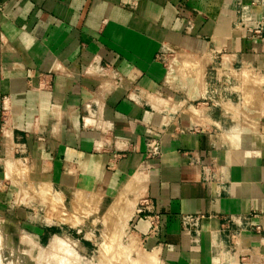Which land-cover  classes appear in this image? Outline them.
Returning a JSON list of instances; mask_svg holds the SVG:
<instances>
[{
  "label": "crops",
  "instance_id": "0c3cea01",
  "mask_svg": "<svg viewBox=\"0 0 264 264\" xmlns=\"http://www.w3.org/2000/svg\"><path fill=\"white\" fill-rule=\"evenodd\" d=\"M262 19L264 0H0V214L23 218L22 184L128 189L160 263L264 264ZM241 100L254 127L223 113Z\"/></svg>",
  "mask_w": 264,
  "mask_h": 264
},
{
  "label": "rangeland",
  "instance_id": "374dc122",
  "mask_svg": "<svg viewBox=\"0 0 264 264\" xmlns=\"http://www.w3.org/2000/svg\"><path fill=\"white\" fill-rule=\"evenodd\" d=\"M174 55L176 73L182 55ZM20 194L23 218L0 214V264H162L132 225L143 198L128 189L83 193L34 183Z\"/></svg>",
  "mask_w": 264,
  "mask_h": 264
},
{
  "label": "built area",
  "instance_id": "2783aa9c",
  "mask_svg": "<svg viewBox=\"0 0 264 264\" xmlns=\"http://www.w3.org/2000/svg\"><path fill=\"white\" fill-rule=\"evenodd\" d=\"M252 32L254 34H261L264 32V19H262L256 24ZM223 113H225L226 115L230 117H234L237 121L245 125H248L250 127H254L256 124L255 121L251 119L252 118L251 115L254 114V110H252L247 104L243 103L242 100L241 102L237 103V105L235 106L224 107ZM156 149L157 147L155 146L153 150L155 151ZM141 203L142 204L135 211L132 225L135 223L134 222L135 220H143L148 225L149 231L151 232L156 231L158 228L159 219H160L159 213L155 211L154 213L144 215V212L147 210V206H148L147 199L144 198ZM184 219L186 220L187 223H190V224H193V223L195 224L197 220V218H192L191 216H186ZM134 228H135V225H134Z\"/></svg>",
  "mask_w": 264,
  "mask_h": 264
},
{
  "label": "bare ground",
  "instance_id": "6f19581e",
  "mask_svg": "<svg viewBox=\"0 0 264 264\" xmlns=\"http://www.w3.org/2000/svg\"><path fill=\"white\" fill-rule=\"evenodd\" d=\"M44 190H45V191H47V193H48V194H50V195H52V194H53V192H52V193H50V192H49V190H47L46 188H44ZM44 195H45V194H44ZM53 195H54V194H53ZM58 240H59V239H58ZM61 242H63V241H61ZM52 243H53V242H52ZM64 244H65V243H64Z\"/></svg>",
  "mask_w": 264,
  "mask_h": 264
}]
</instances>
